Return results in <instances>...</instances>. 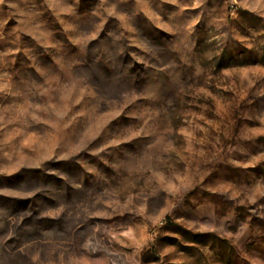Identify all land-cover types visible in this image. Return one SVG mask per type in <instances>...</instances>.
I'll list each match as a JSON object with an SVG mask.
<instances>
[{"label": "rangeland", "instance_id": "rangeland-1", "mask_svg": "<svg viewBox=\"0 0 264 264\" xmlns=\"http://www.w3.org/2000/svg\"><path fill=\"white\" fill-rule=\"evenodd\" d=\"M0 264H264V0H0Z\"/></svg>", "mask_w": 264, "mask_h": 264}]
</instances>
